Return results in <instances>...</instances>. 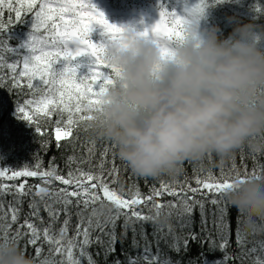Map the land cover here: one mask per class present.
<instances>
[{
    "label": "snow or ice",
    "instance_id": "obj_1",
    "mask_svg": "<svg viewBox=\"0 0 264 264\" xmlns=\"http://www.w3.org/2000/svg\"><path fill=\"white\" fill-rule=\"evenodd\" d=\"M221 4L224 0H212ZM180 0H177V4ZM210 6L209 0H198L189 5L183 0L182 7L172 5V0H159V19L150 27H144L138 35L151 38L160 48L161 56L169 57L172 47L183 41L191 25L197 24L204 16L205 9ZM10 14L8 23L21 22L22 17L30 14L31 27L26 38L17 47H9L10 38L0 36V57L4 51L15 54L19 59L6 62L0 58V70L7 69L11 74L13 88L26 87L30 99L17 107L19 118L30 125L37 122V118L51 119L56 115L55 137L59 142L62 138L71 136V128L80 122H91L97 119L102 111L104 97L108 90L115 85L119 76L117 69L107 62V48L110 44H125V28L109 23L103 12L99 11L92 0H0V33L6 30L4 11ZM143 24V21H141ZM100 26L102 32L93 41V26ZM88 58L85 62L82 58ZM87 72L78 75L80 69ZM7 77L0 74V86ZM66 115V120L63 119ZM36 131L43 134L37 126ZM89 150V155H92ZM108 150L101 152L97 164V171H85L77 168L69 170L67 176L59 174L54 165L48 170L24 168L22 170L0 169V197L11 196L12 201L7 209L0 203V244L18 245L24 241L25 249L34 248L31 256L35 264H96L89 249L96 245V256H104L106 264L108 256H116V244L121 243V254L126 257L121 261L116 257L112 264H179L167 258L160 250V230L163 228L160 217L165 219L175 215L179 222L182 235L171 230L164 238L167 247L179 253L187 251L189 242L201 239L205 233V240L212 249H218L224 256L212 261L211 264H223L231 259L226 249L230 238H234L238 248L243 250L244 239L240 228L241 221L233 230L227 219L228 202L225 194L235 190L239 183L246 181L264 182V174L255 168L252 172L245 171L241 175L233 160L228 173L221 169L220 176L210 172L202 178L194 169V183L186 177L181 182H160L159 187L152 186L147 194L133 184L127 191L119 181L118 168L113 163L110 169L105 168ZM69 162H72L70 158ZM234 173V175H233ZM38 178L42 185H29L27 180L19 184H5L21 178ZM59 182L62 187L49 190L43 185ZM112 185H117L113 187ZM35 188V192H33ZM32 196L28 204L29 212L25 214L23 222L20 213L23 210V198ZM168 196L172 200L158 202V198ZM39 197V201H37ZM41 204L43 211L48 214L46 223L40 216ZM143 205L149 214L138 210ZM206 205H211L207 208ZM76 209L77 223L74 235L69 236V225ZM200 213V233L192 231L193 214ZM64 214L62 226L58 231L53 226ZM122 229L120 236L116 234L118 221ZM35 221H39L40 227ZM152 222L153 240H148V233L143 225ZM139 225V230L137 229ZM215 230L219 243L212 237ZM129 229L133 236V247L139 248V241H144V247L133 257L123 249L122 241L127 238ZM187 230V231H185ZM205 240H201L204 243ZM43 242V243H41ZM155 243L156 252H152ZM43 244L48 245V255L43 256ZM250 251L255 252L253 248ZM247 255L246 252L243 253ZM58 255L61 259L56 260ZM66 257V259H65ZM204 264H209L205 259ZM255 264H264V258L257 259Z\"/></svg>",
    "mask_w": 264,
    "mask_h": 264
},
{
    "label": "clouds",
    "instance_id": "obj_2",
    "mask_svg": "<svg viewBox=\"0 0 264 264\" xmlns=\"http://www.w3.org/2000/svg\"><path fill=\"white\" fill-rule=\"evenodd\" d=\"M230 22L226 37L218 26L191 25L167 58L131 24L123 25L126 46H108L119 76L91 128L135 174H175L187 160L223 159L244 146L264 151V26ZM225 198L246 230L264 223V183H239ZM0 264L35 262L0 244Z\"/></svg>",
    "mask_w": 264,
    "mask_h": 264
},
{
    "label": "trees",
    "instance_id": "obj_3",
    "mask_svg": "<svg viewBox=\"0 0 264 264\" xmlns=\"http://www.w3.org/2000/svg\"><path fill=\"white\" fill-rule=\"evenodd\" d=\"M96 8L103 12L105 17L109 20L115 19L120 13H127L133 8H149L154 10L159 15L158 4L159 0H92ZM189 5L195 4L198 0H187ZM96 3L101 4L98 6ZM183 0L177 4V0H172V5L182 7ZM210 6L205 9L204 16L200 19L199 24L201 27L206 26H218L222 30V34L226 37L235 26L234 22L240 21L242 23H255L257 25L264 26V0H224L221 4H215L212 0H209ZM10 14L7 9L4 11V22L6 24V30L0 33V36L10 38L9 47H17L20 42L26 38L27 32L31 27V15L28 14L22 17L21 22H16L13 15V22L8 23V16ZM94 27V26H93ZM101 31L94 28L92 33L93 41L98 39V34ZM6 62H14L19 57L15 54L4 51L2 57ZM85 62L88 58H82ZM87 69H80L78 75L86 74ZM0 74L7 77L3 85L0 86V169H11V170H22L24 168L36 170L39 166L40 170H48L50 165H54L57 172L64 176H67L69 170L75 171L77 168H82L85 171H97V164L101 158V152L107 148L108 156L105 164L106 169H110L113 163L118 168L119 181L124 185L125 190L133 184L138 185L139 190L147 194L152 186L159 187L160 182H183L187 177L195 186L194 183V169L196 174L202 178L206 177L210 172L212 175L219 177L221 169L223 168L225 173H228L232 168L233 160L235 161L236 168L243 175L245 166L248 172H252L255 168L258 172L264 174V151L253 152L247 146L241 147L235 151L230 157L221 158L216 154H210L209 156L200 160H187L182 165V170L175 174L165 173L159 177H143L135 174L130 167L122 161L117 155V150L113 144L99 137L94 133L92 128L87 127L88 122H80L73 126H66L61 124L62 128L70 127L71 136L66 139H61L59 142L55 137V128L57 126L56 121L59 118L54 115L51 119L37 118V122H33L31 125L26 121L19 118L17 113V107L26 99H30L31 93L26 87L13 88L11 86L10 73L7 69L0 70ZM66 120V115L63 118ZM37 126L42 129L43 134L36 131ZM89 150L92 151V155H89ZM72 158V162H69ZM234 175V173H233ZM22 180H27L29 185H42V181L38 178L25 177L21 180L3 179L5 184H19ZM264 183V182H258ZM48 187L49 190L59 189L67 187L61 185L57 181H53L51 185H43ZM117 187V185H112ZM35 192V188H33ZM39 201V197L36 198ZM172 197L164 196L158 198V202H166L172 200ZM32 200V196H26L23 198V204L21 205L22 211L20 213V221L23 222L25 214L29 212L28 204ZM12 197L5 196L0 197V203H3L4 208L7 209L9 203H11ZM207 208H211V205H206ZM138 210L148 213V208L140 205ZM227 219L231 222V227L234 230L237 226V220L241 221L240 228L244 239L243 250L238 248L234 238H230L229 246L226 249L227 254L232 257L231 259L223 262V264H255L257 259L264 258V223L257 221V230L251 231L246 230L244 227V221L240 218V215L236 208L228 205ZM73 216L69 225L68 235H74V229L77 223V217L75 216L76 209L73 208ZM40 216L43 217L47 223L49 220L48 214L43 211V205L41 204ZM64 214L61 213L59 220L53 226L54 231H58L62 226L64 220ZM193 226L192 231L200 233V213L197 209L192 217ZM40 227L39 221H35ZM123 223V219L118 221L116 227V234L119 237L121 234L120 224ZM158 223L163 224V228L160 230L161 242L160 250L167 258H170L173 262L178 261L179 264H204L205 259L211 264L212 261L219 260L224 256L218 249H212L209 242L205 240L207 233L201 236L200 240L195 242H189L187 251H180L179 253L170 250L164 238L171 232L182 235L179 222L175 215L165 217L162 215ZM145 231L148 233V240H153V228L152 222L145 223L143 225ZM139 230V225H137ZM211 230V228H210ZM187 231V230H185ZM212 231V237L219 243V237L215 230ZM139 241V248H134L133 236L131 229H129L127 238L123 239V249L130 253L133 257L144 247V241ZM201 240H205L201 243ZM43 243V242H41ZM18 248L23 250L26 256H34V248L28 246L25 249L24 241L21 240L17 245ZM255 248L256 251L252 252L251 249ZM93 254V259L96 264H106L104 256H96L98 251L95 244L89 249ZM152 252H156V246L153 242ZM246 252L247 255L243 253ZM43 256L48 255V245L43 244ZM119 257L121 261H125L126 257L121 254V243L116 244V256H108L107 264H112V261ZM54 259L59 260L61 257L58 255L54 256ZM66 259V257H65ZM86 264V262H85Z\"/></svg>",
    "mask_w": 264,
    "mask_h": 264
},
{
    "label": "rangeland",
    "instance_id": "obj_4",
    "mask_svg": "<svg viewBox=\"0 0 264 264\" xmlns=\"http://www.w3.org/2000/svg\"><path fill=\"white\" fill-rule=\"evenodd\" d=\"M93 3V1H92ZM94 4V3H93ZM98 6L101 4L96 3ZM106 15V14H104ZM107 19V18H106ZM159 19L158 13L149 8H133L131 11L127 13H120L115 19H107L109 23L115 24L117 26H123L127 24H131L135 26L138 30H143L144 27H150L153 23H155ZM143 21V24H141ZM94 28L99 29L102 32V28L100 26H95ZM63 139V138H62Z\"/></svg>",
    "mask_w": 264,
    "mask_h": 264
}]
</instances>
